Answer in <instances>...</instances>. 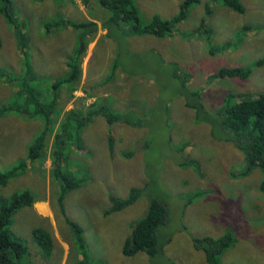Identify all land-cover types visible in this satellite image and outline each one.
<instances>
[{
  "label": "rangeland",
  "instance_id": "1",
  "mask_svg": "<svg viewBox=\"0 0 264 264\" xmlns=\"http://www.w3.org/2000/svg\"><path fill=\"white\" fill-rule=\"evenodd\" d=\"M183 1L138 0V6L144 21L156 14L171 19ZM241 1L244 13L222 0H201L172 36L135 35L128 28H115L111 37L101 27L107 11L99 0H12L14 14L24 25L25 37L20 40L2 13L0 0V71L8 73L0 79V109L14 103L33 111V104L21 95L22 86L32 82L46 89L68 71L67 58L80 31L71 26L50 27L52 31L47 32L49 22L63 16L96 20L100 26L90 39L78 89L72 94L62 92L61 114L39 160L31 162L27 153L31 140L44 128L43 118L16 106L0 113V171L26 159L25 172L0 186V196L29 189L35 197L32 206L17 212L12 226L26 240L30 260L37 264H81L83 260L59 203L60 185L52 172L54 137L66 111L86 112L95 103H105L115 111H135L147 123L139 127L119 121L110 124L98 115L83 128L82 144L71 146L67 167L75 177L85 174L87 181L65 196L64 206L66 215L84 228L88 262L209 264L204 252L195 249L193 237H217L230 229L237 242L225 252L221 264H264L263 172L257 168L238 176L244 154L232 143L218 140L212 125L196 118L186 104L191 97L185 93L187 87L201 91L204 117H208L217 115L228 93L264 90V66H254L264 57V0ZM238 66L252 67L251 76L215 77L222 69ZM175 73L188 77L187 86L174 78ZM127 150L135 151L134 156H123ZM182 161L199 167L183 166ZM146 184L150 193L169 205L172 215L171 225L163 230L164 239L170 238L166 256L158 255L153 262L144 252L123 254L129 224L145 214L148 196L121 211L106 213L111 195L124 198L132 187ZM197 191L203 195L187 205ZM37 226L47 228L54 237L49 259L33 238Z\"/></svg>",
  "mask_w": 264,
  "mask_h": 264
},
{
  "label": "trees",
  "instance_id": "2",
  "mask_svg": "<svg viewBox=\"0 0 264 264\" xmlns=\"http://www.w3.org/2000/svg\"><path fill=\"white\" fill-rule=\"evenodd\" d=\"M2 1V13L15 31L19 33V39H24L25 32L22 29L24 25L21 24L23 22L18 21V17L14 14L12 0ZM200 1L184 0L180 5V11L171 19L163 18L156 14L151 20L144 21L140 14L138 0H99L102 7L107 11V16L102 20L101 26L107 31V35L111 37L112 34H115V28L123 30L128 28V32L135 35L172 36L176 31L175 27L186 20L189 9L194 4L200 3ZM222 2L236 12H245V5L241 0H222ZM205 22L206 19H203L202 23ZM71 26L80 32L77 33L74 49L67 58L68 71L66 74L61 78H57L46 89L32 82L22 86L21 95L28 104H33V111L27 108L22 109L21 106L18 108L14 103L0 109V113L11 112L16 106L18 110L32 117L41 116L43 118L44 128L28 145L27 159L31 162H35L43 156L47 138L52 134L56 119L61 114L58 105L62 92L69 90L72 94L78 89L82 77V63L86 56L90 39L100 28L98 22L94 20L75 21L63 16L53 19L46 25V28H48L47 32H50L52 31L49 29L50 27H54L57 30L60 28H71ZM204 32L206 33L205 35L209 36V30ZM2 45L3 41L0 35V49ZM118 65L119 62L112 66L113 72H115ZM254 66H264V57L256 60ZM6 74L8 73L0 71V79L4 78ZM251 74L252 67L238 66L222 69L220 74L215 77H242L247 79ZM174 78L180 79L186 86L187 81H189L188 77L182 76L180 73H175ZM185 93L191 97V100L187 101L186 104L194 109L196 118L211 124L212 134L218 140L232 143L244 154V159H242L244 167H241L239 175L238 173L235 174L247 176L257 168L263 172L260 188L264 193V90L259 93L249 94L228 93L225 96L224 104L217 111V115L208 117H204L205 109L201 91L187 87ZM94 106V108H90L86 112L76 108L66 111L60 122L59 130L55 133L53 145L54 168L52 172L54 179L60 185L59 203L83 255L81 264H90L88 262L90 258L84 238V228L66 215L64 199L70 191L82 187L87 178L85 174L75 177L69 171L67 164L71 158V146L82 144L83 128L98 115L105 117L110 124L119 121L132 127H139L145 126L147 123L135 111H115L105 103H95ZM144 146L147 147L146 141ZM109 148L114 152L112 140H110ZM134 153L135 151L133 150H127L123 151L122 155L131 158ZM25 162L26 159H20L17 166L9 170L0 171V186L7 185L11 179L24 173L26 170ZM179 163L183 166L192 165L195 168L199 167L198 163L194 162L182 161ZM238 166L240 165L237 164L236 167ZM144 194L148 196V208L145 214L130 222V232L123 245V254L133 256L139 252H144L148 255L150 262H153L158 255L160 257L166 256L165 249L170 238L164 239L163 230L172 223L169 205L150 193L148 184H146L143 187H132L129 194L124 198L111 195L112 205L106 213L121 211L133 205ZM202 195V191L195 192L193 197L189 198L187 205ZM34 202L35 197L29 189L14 192L9 196H0V264H37L30 260L31 252L26 240L17 235L12 228L17 212L23 207L32 206ZM33 238L39 246L41 254L49 259L55 247V240L50 230L37 226L33 229ZM192 241L195 249L204 252L207 263L221 264L223 255L235 245L237 237L229 229L223 235L217 237H193Z\"/></svg>",
  "mask_w": 264,
  "mask_h": 264
},
{
  "label": "crops",
  "instance_id": "3",
  "mask_svg": "<svg viewBox=\"0 0 264 264\" xmlns=\"http://www.w3.org/2000/svg\"><path fill=\"white\" fill-rule=\"evenodd\" d=\"M84 20V19H83ZM86 20H90V19H86ZM104 20V19H103ZM94 21H96V20H94ZM98 22V21H97ZM98 24H99V22H98ZM100 27V26H99ZM102 27V26H101ZM100 29V28H99ZM103 29V28H102ZM107 32V31H106ZM27 207V206H26Z\"/></svg>",
  "mask_w": 264,
  "mask_h": 264
}]
</instances>
